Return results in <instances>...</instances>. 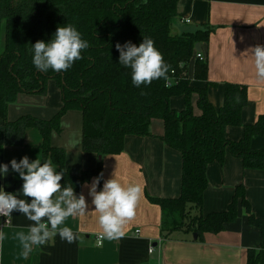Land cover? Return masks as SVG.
<instances>
[{
  "label": "trees",
  "instance_id": "trees-1",
  "mask_svg": "<svg viewBox=\"0 0 264 264\" xmlns=\"http://www.w3.org/2000/svg\"><path fill=\"white\" fill-rule=\"evenodd\" d=\"M181 0H0V145L23 144L27 129L36 128L44 137V158L50 155L60 167L61 183L71 184L78 193L82 186L103 174L100 162L94 169L74 174L66 165V152L51 144L53 132H60L61 119L68 110L83 113V149L104 155L124 150L128 135H151L156 119L164 123L162 140L182 154V188L176 198L149 196L162 209V231L197 234L219 233L237 217L239 199L246 207L248 221L261 230L260 249L248 250L247 264H264V220L256 217L245 189L237 188L226 211L205 214L204 192L207 170L214 161L224 162L228 150L243 159L247 168L264 170V149H254L252 138L264 134V114L254 124L242 123L248 102L247 86L227 83L225 102L216 109L206 87H195L188 76L196 44L207 42L210 29L178 34L174 30ZM74 24L90 47L83 59L66 72L38 71L32 64L31 45L47 42L57 27ZM150 37L161 51L170 70L168 79L148 86H133L128 69L119 64L116 44L127 41L139 46ZM195 76L207 80L208 63L196 56ZM172 71L175 75H172ZM53 80L62 93L63 106L51 119L24 115L7 119L8 106L18 96L45 94ZM209 84V83H208ZM184 95L186 107L176 110L171 99ZM197 95L196 103L193 96ZM242 125L243 138L228 137L231 126ZM102 182V180H101ZM101 184V183H100Z\"/></svg>",
  "mask_w": 264,
  "mask_h": 264
},
{
  "label": "crops",
  "instance_id": "crops-1",
  "mask_svg": "<svg viewBox=\"0 0 264 264\" xmlns=\"http://www.w3.org/2000/svg\"><path fill=\"white\" fill-rule=\"evenodd\" d=\"M178 12L174 25L176 33L211 30L209 40L200 43L201 53L208 63L207 80L195 76V55L188 69L192 85L206 87L208 99L216 109L225 102L227 83L247 86L248 102L242 112V123L254 124L264 114V81L256 78L251 59L246 58L245 53L255 46H264V0H181ZM193 101L196 103L197 95L193 96ZM62 106L61 90L51 80L45 94H20L8 106L7 119L14 121L24 115L51 119ZM171 106L176 110L184 109V95L172 97ZM4 122L0 114V125ZM150 132L151 135L145 136L128 135L121 153L102 156L83 149V113L68 110L61 119L60 132H53L51 144L65 150L66 165L74 174L94 169L102 162L100 188L114 173L124 184H139L142 195L136 214L125 225L122 237L105 239L99 247L94 243L101 231L97 214L89 212L69 217L65 225L77 233L76 242L68 244L56 236L44 246L34 247L25 257L17 234L27 233L31 222L14 212L11 224L1 226L0 220V264H247L248 250L261 247V230L249 223L241 199L236 219L219 233H205L200 239L182 232L165 236L162 209L150 201L149 196L176 198L181 195L183 159L178 150L162 140V120H154ZM243 135L242 125L228 129V137L232 140L239 141ZM43 144L41 132L29 128L23 144L0 145V163L8 164L14 158L19 162L24 156L30 161L51 159L60 171L50 155L44 158ZM251 146L264 149V134L254 136ZM207 176L208 187L203 200L205 214L226 211L237 188L242 186L253 214L264 220V170L247 168L242 158L228 150L224 162L214 161L209 165ZM92 180L76 193H82L89 204L91 197L86 184ZM0 183L6 191L15 193L21 189L23 181L9 164V175L0 178Z\"/></svg>",
  "mask_w": 264,
  "mask_h": 264
},
{
  "label": "clouds",
  "instance_id": "clouds-1",
  "mask_svg": "<svg viewBox=\"0 0 264 264\" xmlns=\"http://www.w3.org/2000/svg\"><path fill=\"white\" fill-rule=\"evenodd\" d=\"M89 47V42L74 24H65L57 27L47 42L37 41L31 45L32 64L35 69L45 73L49 70L66 72L74 62L83 59L82 52ZM116 49L119 52V64L130 71L133 86L146 87L155 80L168 79L170 66L150 37L144 36L139 46L131 41L123 45L117 43ZM245 55L251 59L256 78L264 81V46L250 48ZM9 164L23 184L15 193L0 186V217L10 222L12 214L17 212L31 222L27 233L17 234L25 257L34 247H42L56 236L68 244L76 242L79 238L77 233L65 222L69 217L84 216L89 212L97 214L101 229L95 246H102L105 239L122 237L125 225L136 214L142 195L139 184H124L116 173L104 181L100 188L103 179L101 173L90 184H86L88 196L91 197L89 204L82 193L76 194L71 184L61 183L64 174L56 169L51 159L30 161L28 156H24L19 162L14 158L8 164L0 163V178L9 175Z\"/></svg>",
  "mask_w": 264,
  "mask_h": 264
},
{
  "label": "built area",
  "instance_id": "built-area-1",
  "mask_svg": "<svg viewBox=\"0 0 264 264\" xmlns=\"http://www.w3.org/2000/svg\"><path fill=\"white\" fill-rule=\"evenodd\" d=\"M196 56L198 58H200V59H204V56H203V54L201 52L196 51ZM172 75H175V72L174 71H172ZM169 80L173 81L172 78H169L168 79V82H167L168 84L171 83V82H169ZM0 220H1V226L9 225V224L12 223V218H11V221L10 222H5L6 218H4V217H0ZM135 232L139 234L140 233V230H136ZM152 251H153V248H150V252H152Z\"/></svg>",
  "mask_w": 264,
  "mask_h": 264
},
{
  "label": "water",
  "instance_id": "water-1",
  "mask_svg": "<svg viewBox=\"0 0 264 264\" xmlns=\"http://www.w3.org/2000/svg\"><path fill=\"white\" fill-rule=\"evenodd\" d=\"M195 48H196V50L198 52H201V50H202L200 43H197ZM0 186H1V183H0ZM197 237H198V235L197 234H194V239H197Z\"/></svg>",
  "mask_w": 264,
  "mask_h": 264
},
{
  "label": "rangeland",
  "instance_id": "rangeland-1",
  "mask_svg": "<svg viewBox=\"0 0 264 264\" xmlns=\"http://www.w3.org/2000/svg\"><path fill=\"white\" fill-rule=\"evenodd\" d=\"M3 43H2V41L0 42V52H2V50H3Z\"/></svg>",
  "mask_w": 264,
  "mask_h": 264
}]
</instances>
